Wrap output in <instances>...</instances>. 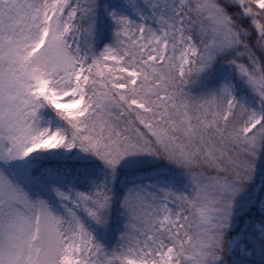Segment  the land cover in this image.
Listing matches in <instances>:
<instances>
[{
    "label": "snow or ice",
    "instance_id": "snow-or-ice-1",
    "mask_svg": "<svg viewBox=\"0 0 264 264\" xmlns=\"http://www.w3.org/2000/svg\"><path fill=\"white\" fill-rule=\"evenodd\" d=\"M0 264H264V0H0Z\"/></svg>",
    "mask_w": 264,
    "mask_h": 264
}]
</instances>
